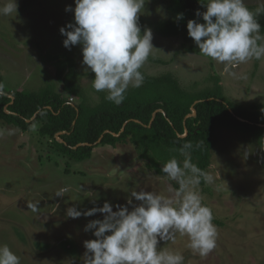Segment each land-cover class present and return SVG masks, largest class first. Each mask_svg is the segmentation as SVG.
Instances as JSON below:
<instances>
[{
  "label": "rangeland",
  "instance_id": "rangeland-1",
  "mask_svg": "<svg viewBox=\"0 0 264 264\" xmlns=\"http://www.w3.org/2000/svg\"><path fill=\"white\" fill-rule=\"evenodd\" d=\"M7 2L0 0V7ZM17 3V14L0 15V73L5 88L37 93L51 85L62 92L53 61L60 54L75 60L76 80L84 91L82 98H68L91 106L99 103L100 94L92 88L94 73L82 63L81 46L71 50L63 46L60 28L74 22V11L65 8L74 9L75 0ZM244 3L262 6L264 0ZM167 4L168 0H146L139 15L141 33L150 29L155 47L141 70L154 76L170 73L190 92L213 87L217 75L229 101L245 107L264 104V58L224 73L222 64L199 51L188 36L187 23L178 35L157 33L158 21L174 18ZM40 125L21 131L0 120V129L14 131L0 137V245L7 244L20 264H85L84 241L95 238L84 231L85 225L103 219V214L73 219L66 216L68 207L84 211L108 201L115 210L127 203L131 191L170 196L179 187L165 174L148 169L128 140L115 146L97 143L88 158L77 161L56 151L52 139L39 134ZM206 172L214 180L200 184L198 190L213 213L216 248L201 257L188 247V237L179 233L174 242L160 246L182 253L184 264H264V145L254 135L217 128ZM63 187L69 192L56 196ZM30 205H37L36 210Z\"/></svg>",
  "mask_w": 264,
  "mask_h": 264
},
{
  "label": "clouds",
  "instance_id": "clouds-1",
  "mask_svg": "<svg viewBox=\"0 0 264 264\" xmlns=\"http://www.w3.org/2000/svg\"><path fill=\"white\" fill-rule=\"evenodd\" d=\"M146 0H75L74 22L60 28L65 37L63 46L71 50L80 45L82 63L94 73L92 88L105 92L106 99L121 104L129 87L139 88L144 75L143 65L152 53V32L141 33L139 15ZM206 9L196 11L198 19L187 21L188 36L203 56L223 65V72L232 74L240 64L264 58V35L257 17L264 7L250 10L244 0H199ZM18 13L17 0H8L0 7V15ZM176 20L183 19L178 13ZM3 86L0 85V88ZM13 135V130L0 129V137ZM186 142L179 148L183 161L170 158L161 172L179 185L170 196L154 191H131L124 205L105 201L100 207L84 211L73 205L66 216L79 218L103 214V219L89 221L84 231L94 239L84 241L85 264H184L182 253L161 247V242L175 241L176 233L187 236L188 247L206 257L217 245L218 231L212 210L203 203L199 185L212 183L213 175L192 163ZM171 191V190H170ZM68 187L57 190L65 196ZM134 201L139 203H134ZM131 206V208L129 207ZM33 210H36V206ZM0 264H20V257L7 245H0Z\"/></svg>",
  "mask_w": 264,
  "mask_h": 264
},
{
  "label": "trees",
  "instance_id": "trees-1",
  "mask_svg": "<svg viewBox=\"0 0 264 264\" xmlns=\"http://www.w3.org/2000/svg\"><path fill=\"white\" fill-rule=\"evenodd\" d=\"M245 5L253 11L264 7ZM167 10L174 18L155 24V30L162 36L178 35L189 19L203 23L202 17H196L195 13L206 9L199 0H168ZM178 13H183V19H175ZM257 19L264 33V14ZM53 61L56 77L62 82V92L55 91L51 85L37 93L9 91L0 73L3 86L0 88V120L21 131L41 123L39 134L49 136L54 149L70 159L88 158L97 143L115 146L128 140L135 147L137 157L146 161L148 169L164 174L162 165L172 157L183 161L178 150L184 143L191 142L192 163L206 171L217 128H233L254 135L264 145V104L245 107L229 101L217 75L213 87L190 92L181 88L170 73L154 76L141 70L142 85L129 87L121 104L108 101L105 92H98L100 101L91 106L84 101L73 103L68 98L84 96L76 80L75 60L59 54L53 56ZM193 109L195 114H192ZM203 183L202 180L200 184Z\"/></svg>",
  "mask_w": 264,
  "mask_h": 264
},
{
  "label": "water",
  "instance_id": "water-1",
  "mask_svg": "<svg viewBox=\"0 0 264 264\" xmlns=\"http://www.w3.org/2000/svg\"><path fill=\"white\" fill-rule=\"evenodd\" d=\"M192 114H195L194 109H193V111H192ZM125 124H126V123H124L123 127L121 128V131L124 129ZM98 141H99V140H98Z\"/></svg>",
  "mask_w": 264,
  "mask_h": 264
},
{
  "label": "crops",
  "instance_id": "crops-1",
  "mask_svg": "<svg viewBox=\"0 0 264 264\" xmlns=\"http://www.w3.org/2000/svg\"><path fill=\"white\" fill-rule=\"evenodd\" d=\"M191 47V46H190ZM192 48V47H191ZM193 49V48H192ZM194 50H196V49H194ZM193 50V52L195 53V51ZM198 54V53H197Z\"/></svg>",
  "mask_w": 264,
  "mask_h": 264
}]
</instances>
